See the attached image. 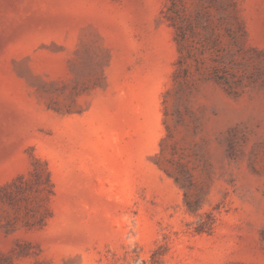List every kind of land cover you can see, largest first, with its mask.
Returning <instances> with one entry per match:
<instances>
[{
	"label": "rangeland",
	"instance_id": "obj_1",
	"mask_svg": "<svg viewBox=\"0 0 264 264\" xmlns=\"http://www.w3.org/2000/svg\"><path fill=\"white\" fill-rule=\"evenodd\" d=\"M0 264H264V0H0Z\"/></svg>",
	"mask_w": 264,
	"mask_h": 264
}]
</instances>
